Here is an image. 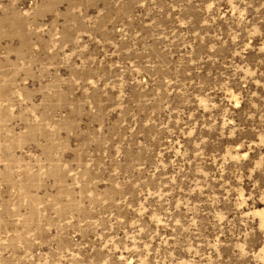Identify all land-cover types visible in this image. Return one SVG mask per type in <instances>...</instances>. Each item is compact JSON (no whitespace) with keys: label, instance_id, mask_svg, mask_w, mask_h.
Instances as JSON below:
<instances>
[{"label":"rangeland","instance_id":"obj_1","mask_svg":"<svg viewBox=\"0 0 264 264\" xmlns=\"http://www.w3.org/2000/svg\"><path fill=\"white\" fill-rule=\"evenodd\" d=\"M0 264H264V0H0Z\"/></svg>","mask_w":264,"mask_h":264}]
</instances>
